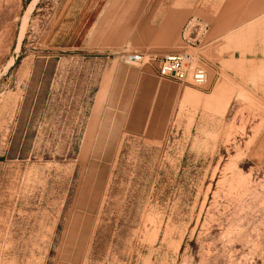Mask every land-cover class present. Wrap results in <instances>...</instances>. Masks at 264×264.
Returning a JSON list of instances; mask_svg holds the SVG:
<instances>
[{"label": "rangeland", "instance_id": "374dc122", "mask_svg": "<svg viewBox=\"0 0 264 264\" xmlns=\"http://www.w3.org/2000/svg\"><path fill=\"white\" fill-rule=\"evenodd\" d=\"M0 264H264V0H0Z\"/></svg>", "mask_w": 264, "mask_h": 264}, {"label": "built area", "instance_id": "2783aa9c", "mask_svg": "<svg viewBox=\"0 0 264 264\" xmlns=\"http://www.w3.org/2000/svg\"><path fill=\"white\" fill-rule=\"evenodd\" d=\"M192 21L194 20L187 22L183 32V40L190 47L198 46L208 30V25L202 20L198 19L194 24H191ZM187 31L188 35H185ZM121 61L127 66L150 64L160 79L172 80L181 85L202 87L206 85L208 80V73L198 64V57L188 51L160 56L146 55L140 52H125Z\"/></svg>", "mask_w": 264, "mask_h": 264}, {"label": "crops", "instance_id": "0c3cea01", "mask_svg": "<svg viewBox=\"0 0 264 264\" xmlns=\"http://www.w3.org/2000/svg\"><path fill=\"white\" fill-rule=\"evenodd\" d=\"M154 71V70H153ZM154 73H155V71H154ZM165 80H168V79H165ZM169 81H172V80H169ZM174 82V81H173ZM176 83V82H175Z\"/></svg>", "mask_w": 264, "mask_h": 264}, {"label": "bare ground", "instance_id": "6f19581e", "mask_svg": "<svg viewBox=\"0 0 264 264\" xmlns=\"http://www.w3.org/2000/svg\"><path fill=\"white\" fill-rule=\"evenodd\" d=\"M114 1H115V0H114ZM188 96H189V95H186V98H188ZM184 100H185V98H184Z\"/></svg>", "mask_w": 264, "mask_h": 264}]
</instances>
